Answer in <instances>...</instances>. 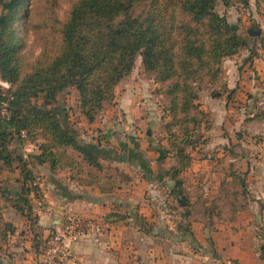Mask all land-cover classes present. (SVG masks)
<instances>
[{
	"label": "trees",
	"instance_id": "obj_1",
	"mask_svg": "<svg viewBox=\"0 0 264 264\" xmlns=\"http://www.w3.org/2000/svg\"><path fill=\"white\" fill-rule=\"evenodd\" d=\"M29 1L0 0V75L10 83L9 89L0 88V173L13 169L15 162H22L19 168L27 171L22 181L16 180L22 183L21 189L0 185V197L13 201L29 219L35 214L37 223L34 202L43 193L41 179L33 176L32 184L26 183L32 170L27 168V160L11 149L14 139L38 143L43 138L33 157L53 171L68 167L79 173L85 170L84 165L99 172L108 169L109 164L100 158L114 159L117 153L79 140L67 124V113L64 118L54 106L60 93L73 87L79 94V111L93 123L105 104L115 100L117 86L141 57L145 72L159 85L157 92L166 100L167 130L162 132L169 166L163 175L175 183L177 196L187 203L182 174L193 161L192 151L207 142L203 128H210L208 113L199 102L200 91L208 90L215 98L227 92V84L219 76L222 57L251 45L247 36L237 32L236 25L215 11V5L222 1L248 6L250 0H72L64 20L55 18V24L44 21L39 25L53 31L43 34L41 52L33 59L21 51L22 28L27 31V24L33 26L30 12L23 16ZM4 103L7 114L2 113ZM225 155L236 153L230 149ZM135 159L149 174L144 157L136 155ZM112 168L119 175L125 174L117 166ZM230 173L233 180L244 185L235 170ZM88 175L101 181L105 191L122 184L118 175H108L111 182L107 186L96 173L88 171ZM2 215L0 206V220ZM127 218L128 213L110 212L102 221L112 224ZM16 230L12 222L4 221L0 248ZM52 233L33 236L39 254L44 255V245Z\"/></svg>",
	"mask_w": 264,
	"mask_h": 264
},
{
	"label": "crops",
	"instance_id": "obj_2",
	"mask_svg": "<svg viewBox=\"0 0 264 264\" xmlns=\"http://www.w3.org/2000/svg\"><path fill=\"white\" fill-rule=\"evenodd\" d=\"M245 70L247 75L245 72L241 75ZM243 71L238 72L236 77L233 76V68L228 69V91L220 97H213L205 89L203 94L200 93L199 102L208 113L210 128H203L207 142L192 151L193 161L182 174V191L187 203L180 195L177 196L179 190L174 188L175 183L160 174L158 179L166 184V188L170 187L164 190L166 199L178 202L179 206H163L164 219L159 220L151 205L142 203L144 205L138 207L136 201L132 202L130 191L133 181L128 171L129 181L105 191L101 181L88 175L90 171L103 177L102 172L86 165L85 170L79 173L66 167L56 170L49 177V186L42 184L45 206L35 207L38 217L35 232L32 229H19L20 224H15L18 228L9 236V244L17 242L23 248L31 247L36 233L47 237L51 232L62 229L66 215L72 213L84 220L100 223L101 229L72 243L73 257L58 264H264V58L249 61ZM127 95L120 105L126 118H131V108L126 104ZM77 113L80 119H86L80 111ZM142 115L143 120L149 117L141 112L140 118ZM94 122L88 123L93 125ZM92 127L89 132L97 129ZM136 131L141 132L138 128ZM239 148H243L245 153L242 154ZM246 148L256 151L257 156H251ZM151 149L148 147L147 150ZM230 149L236 156L226 157ZM100 160L106 163L102 158ZM154 164H151L152 168ZM111 165L119 167V164ZM231 170H235L240 181L244 182L240 188L233 184L238 180H233ZM216 178H221L219 183L224 188L234 186L229 193L225 190V195L228 193L231 196L228 210L218 200L203 199L215 197L210 187ZM150 189L153 190L152 187ZM195 189L200 192L197 193ZM200 197L204 202L201 215L194 217V203ZM130 203L147 221L144 227L135 225V234L143 236V254L137 250L138 244L130 246L133 240L125 232H120L122 227L129 224L127 219L136 216L133 211L128 212L125 221L112 224L102 221L110 212H126ZM226 210L230 213H226ZM172 215L175 217L172 221L166 218ZM213 242L215 248L211 253L209 245ZM180 244H192L194 247L185 252L169 253L168 246ZM36 259L40 264L42 261L44 263L43 254H37Z\"/></svg>",
	"mask_w": 264,
	"mask_h": 264
},
{
	"label": "rangeland",
	"instance_id": "obj_3",
	"mask_svg": "<svg viewBox=\"0 0 264 264\" xmlns=\"http://www.w3.org/2000/svg\"><path fill=\"white\" fill-rule=\"evenodd\" d=\"M71 1L72 0H33V4L32 0L29 1V4L24 7L23 16H26L27 11L30 12V16H32L30 21L33 26L27 24V31L25 26L22 28V53H25L32 59L39 55L42 49L43 34L53 31V29L39 28V25L43 24L44 21H47L48 24L51 25L55 24V18L59 21L64 20L65 16H68ZM215 11L224 16L230 24L236 25L238 27L237 32L247 36L251 44L249 49L242 48L233 55L222 57L219 76L222 82H226V77L228 78L230 75H227L228 69L233 68V76L237 77L238 72L241 73L244 70V65L249 63V61L252 62L258 58H264V35H262L264 33V0H250L248 6H244L240 2L226 5L222 1H218L215 5ZM27 20L28 19H26V21ZM249 30H254L255 33L251 34ZM259 30L261 32L258 34L257 32ZM243 73L247 75L248 72L245 70L241 75ZM200 83L203 85L205 82L202 81ZM158 86L159 85L154 82L153 78L145 72L142 59L138 57L134 70L119 84V86H117L115 100L105 104L100 114L96 117L93 125H89L87 119H80L81 117L77 113L79 112V94L73 87H69L60 93L58 102L55 104L54 108L64 118L65 112L67 113V124L77 132L79 140L88 143L96 142L102 147H107L117 153V155L113 156L114 159L101 157L106 162V166L109 164L108 169L106 168V170L101 173L104 182H106L104 183L106 184L105 186L109 184L108 182H111L110 180L107 181L109 179L107 177L108 175H118L117 180L122 181V183L127 180L129 181L130 176L127 173L128 171L132 176L131 181H133L130 191V196L133 198V201H131H136L135 205L137 204L138 207L144 205L142 203L151 205L157 213L158 219L163 220L164 214L161 211L163 206L170 205L178 207L179 203L176 201L169 202L166 199L164 190L170 187L166 188V184L158 179L159 175L163 174L165 168L168 167L167 164H169L168 157L164 152V146L168 145L166 139L163 137L164 132L167 130V128H165V122L168 120L163 110V105L166 100L163 95L157 92ZM215 86L217 85L215 84ZM212 88L216 89L217 87L212 86ZM203 90L204 89H202L200 93L203 94L205 92ZM125 95H127L126 104L131 108L133 118L129 116L126 118V113L120 105V101H122ZM128 96L131 97L129 98ZM136 96L139 98L137 99ZM133 97L136 99V102H134ZM141 112L144 115H149L147 120L146 118L143 120V115L140 118ZM91 127L97 129L94 132H89ZM136 128L141 132L136 131ZM162 130L165 131L162 132ZM82 132L84 136H82ZM43 141V138L38 139V143L30 140L20 141L14 139L11 143L13 152L19 153L22 156L26 142L34 143L37 146V149L31 152L27 158H23L28 162L27 168L32 170V175H28L27 180H25L26 183L29 185L32 184L33 176L40 177L41 179L40 186L43 193H41L39 197L44 196L42 184L44 187L46 185L49 186L48 179L55 172L50 169L48 164H39L33 157V155L35 156V154L39 152V144ZM148 147L152 148L150 150L151 152L147 150ZM239 150L242 154L245 153L243 148H239ZM246 151L251 153V156H257L256 151L247 148ZM136 155H142V157H144L146 164L150 168L149 174H147L148 172H146L144 168L138 165V161L135 159ZM111 163L115 165L119 164V170L124 171L125 174L119 175L118 172L112 168L113 165H111ZM151 164H154V169ZM20 165H22V162H15L13 169L3 170L0 173V185H5L11 190L21 189L22 183H17L16 180L22 181L24 178L23 174L27 171L23 173L21 168H19ZM79 166L81 167L82 165ZM87 170L91 169L88 168ZM92 170L95 169L92 168ZM151 178L153 179L151 180ZM220 180L221 178H216L215 182H213V185L211 184L210 187L213 188L212 196L215 197L210 196V198L203 199L211 201L218 200L219 203L223 204V208L228 210V203L231 200V196H229L228 193L234 186L230 185L224 188L219 183ZM150 181L153 182L151 183ZM44 183L47 184L44 185ZM235 183L239 185V188L241 187L240 183L233 182V184ZM150 187H152V191ZM189 187H191V185H189ZM225 190L228 191L226 195ZM195 191L197 193L200 192L199 189H195ZM11 198H13V196H11ZM201 199L200 197L198 201L195 200L194 217L201 215L200 211L204 203ZM35 202L34 205L38 206ZM12 204H14L13 201H6V198L0 197V206H2L3 213L2 220H0V227L3 226L4 221H7L12 222L15 229L18 228L15 225L18 223L20 224L19 229L26 228L30 231L36 228L35 214H33V218L29 219L23 216ZM227 210L225 212L229 214L230 211L228 212ZM129 211H133L136 216L132 219H127L129 224H127L126 227H122L120 232H125L129 239L133 240L132 243H129L130 246H136V244H138L137 250L143 254L144 247L141 245L143 236L137 233L135 234V230L137 225L144 227V223H147V221L144 219L145 217H143V214L133 207L132 203L128 205L124 214H127ZM166 218H170L172 221L175 217L172 215ZM9 240L10 238L5 243V245L7 244V248H5V245L0 248V253H2V255H0L2 257L0 258H3L2 264H40V261L36 259L39 253L33 241L31 247L23 248L21 244H17V242L9 244ZM159 247L161 246L159 245ZM192 247H194L192 244L170 245L168 246V251L169 253L176 254L179 251L185 252L187 249H192ZM209 248L212 253V250L215 248L214 242L209 245ZM129 253L131 254V250ZM220 262H222V260ZM221 264L225 263L222 262Z\"/></svg>",
	"mask_w": 264,
	"mask_h": 264
},
{
	"label": "built area",
	"instance_id": "obj_4",
	"mask_svg": "<svg viewBox=\"0 0 264 264\" xmlns=\"http://www.w3.org/2000/svg\"><path fill=\"white\" fill-rule=\"evenodd\" d=\"M0 88L7 90L10 83L4 80L0 75ZM2 113L7 114V104L2 106ZM37 149L34 143L26 142L23 150V157ZM45 204L44 196L39 197L37 205ZM101 229V224L94 220H84L76 214H67L62 229L53 232L44 245V264H58L65 262L73 257V249L71 244L78 242L88 233L97 232Z\"/></svg>",
	"mask_w": 264,
	"mask_h": 264
},
{
	"label": "water",
	"instance_id": "obj_5",
	"mask_svg": "<svg viewBox=\"0 0 264 264\" xmlns=\"http://www.w3.org/2000/svg\"><path fill=\"white\" fill-rule=\"evenodd\" d=\"M251 34L255 33L254 30H249ZM261 31L259 30L257 33L259 34Z\"/></svg>",
	"mask_w": 264,
	"mask_h": 264
}]
</instances>
